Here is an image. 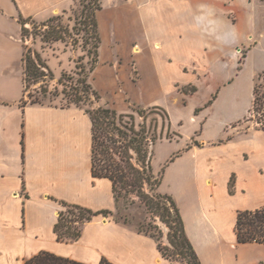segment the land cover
Returning <instances> with one entry per match:
<instances>
[{
  "label": "crops",
  "instance_id": "crops-1",
  "mask_svg": "<svg viewBox=\"0 0 264 264\" xmlns=\"http://www.w3.org/2000/svg\"><path fill=\"white\" fill-rule=\"evenodd\" d=\"M75 1L0 0V264H22L42 251L83 264L102 259L171 264L152 238L111 217H94L73 242L57 241L53 231L60 202L93 212L115 210L111 182L91 175V121L85 110L19 105L25 44L19 18L43 21L70 10ZM259 1L264 5V0H115L109 12H102L100 1L95 15L100 43L93 71L110 62L126 92L118 98L132 107L154 106L130 97L125 86L143 100L159 90L187 105L206 80L215 85L191 107L194 132L183 143L157 142L152 162L154 174L162 170L159 192L175 201L201 264H264V245L238 244L235 234L237 212L264 208V132L245 121L252 100L246 113L239 110L231 77L220 75L223 65L237 61L236 48L256 36L253 9ZM254 85L252 80V90ZM188 86L193 93L184 92ZM116 108L118 114L131 111ZM169 123L182 140L180 129Z\"/></svg>",
  "mask_w": 264,
  "mask_h": 264
},
{
  "label": "trees",
  "instance_id": "trees-1",
  "mask_svg": "<svg viewBox=\"0 0 264 264\" xmlns=\"http://www.w3.org/2000/svg\"><path fill=\"white\" fill-rule=\"evenodd\" d=\"M95 7L92 10L90 29L93 37V61L89 74L94 70L98 62L99 35L95 15L100 9V0H94ZM30 18H19L21 26V40L28 34L25 28ZM58 17L49 19L42 27L48 30L40 34L43 42H63L66 36L65 30L59 24L51 25ZM87 33V30H84ZM24 93L27 83L37 80H52L53 74L39 55L31 48L24 47L22 58ZM71 79L63 74L58 81ZM71 101L78 107L80 104H92L97 102L99 95L88 82V76H81L75 87H72ZM263 90V91H262ZM37 100L29 104H35ZM27 103L23 99L20 106ZM156 114L162 118L161 128L158 132V124L146 125V113ZM91 121V175L93 178H105L111 182L115 200V208L118 199L137 198L147 209L150 215L159 218L168 227V246L162 247L154 236L142 225L136 228L137 233L149 236L156 244L162 258L171 264H201L195 250L188 240L184 224L175 201L166 194L159 192L162 181V170L156 175L153 172V147L161 140L164 128L170 131L169 118L165 110L156 106L143 109L137 108L136 113L142 118L138 126L134 118L129 114H118L109 106H98L85 109ZM254 115L255 128L264 132V76L259 75L257 83L252 90V103L249 110ZM245 121H251L246 118ZM253 122V121H252ZM176 154L174 157H176ZM130 203H133L131 201ZM62 210L59 212L54 225V233L59 242H73L79 239L84 224L90 222L96 216L107 217L111 211L93 212L87 208L60 202ZM236 241L238 244H261L264 245V208L253 211H239L235 223ZM170 248L172 250H170ZM22 264H83L69 258L57 256L49 252H39L24 260ZM99 264H111L102 259Z\"/></svg>",
  "mask_w": 264,
  "mask_h": 264
},
{
  "label": "rangeland",
  "instance_id": "rangeland-1",
  "mask_svg": "<svg viewBox=\"0 0 264 264\" xmlns=\"http://www.w3.org/2000/svg\"><path fill=\"white\" fill-rule=\"evenodd\" d=\"M102 12H109L112 8L115 0H100ZM95 7L94 0H77L75 5L70 10H66L58 15L51 18L58 17L57 21H54L51 25L59 24L65 32L66 36L63 42H43L40 34L47 31V27L41 25L46 23V20L30 19L25 25L28 31L27 36L24 39V47L31 48L36 52L41 60L45 62L50 71L53 74V79L48 80H37L30 81L27 83V90L24 93V100L29 104L33 100H37V105L44 106H57V107H72L76 106L71 101L72 87H75L77 80L83 76H88V82L92 86L98 87L103 98H99L97 102L91 99L93 102L90 104H80L78 107L85 109H92L98 106H109L111 108L119 109L121 106H127L131 108L127 110V113L132 115L136 126L142 123V118L136 113L137 108L131 106L129 100L125 97L118 98L121 95H125L126 92L121 88L123 87L122 81L117 79L114 66L109 62L100 64L98 67V73L95 74L93 71L90 76L89 72L93 61V37L90 29L91 13ZM253 13L255 15V28L254 32L256 36L248 38L246 44L236 48L237 61H228L222 66L220 70L221 76H230L232 79V85L230 86L231 92L233 91L236 106L239 110H248L249 104L252 100V80L253 85L257 83L258 76L263 75V71H257L259 69L264 70V5L263 2H256ZM87 30V33H84ZM257 42L256 46L250 50V47ZM57 44L60 47L57 48ZM248 53V55H247ZM247 56V57H246ZM244 57H246L244 59ZM131 67V65H130ZM239 69V70H238ZM255 71H257L255 73ZM130 73V71H129ZM255 73V74H254ZM65 74L71 79H66L62 84H59L61 76ZM254 75V77H253ZM91 79V81H90ZM129 81L132 78L128 76ZM134 87V86H133ZM215 85L212 80H206V83L201 85L198 94L195 95L187 105H182L180 101L175 100L172 94L169 92L161 93L157 90L152 96L143 97L139 95L132 87L125 86V89L130 93V97L137 99L141 103L149 102L151 106H156L165 110L172 126H176L180 129L182 140L175 136L173 130L168 132L164 128L163 135L160 141L174 140L182 141L183 138L188 139V136L194 132L195 124L191 122V116L193 111L192 106L202 103L210 94ZM185 93L191 94L194 91L193 87H186ZM263 91V90H262ZM117 98L109 100L111 98ZM147 109V108H146ZM251 109V106L249 110ZM212 114L213 112L210 111ZM219 114V113H218ZM218 114H215L214 119L217 118ZM146 125L150 123L158 124V132L161 128L162 118L156 114L146 113ZM247 118H251V124L255 126L254 115H250L248 112ZM183 122L181 126H178L179 122ZM253 121V122H252ZM209 127V126H208ZM159 142V141H158ZM162 152L159 153L160 159L165 152V148H161ZM154 153V147H153ZM159 159V160H160ZM133 201V203H130ZM114 221L124 226H128L136 231L138 225H142L144 230L151 233L157 242L162 246H168L167 233L168 227L165 223L161 222L159 218L149 214L145 206L137 199L133 198L118 199V204L111 215ZM170 250H172L170 248Z\"/></svg>",
  "mask_w": 264,
  "mask_h": 264
}]
</instances>
